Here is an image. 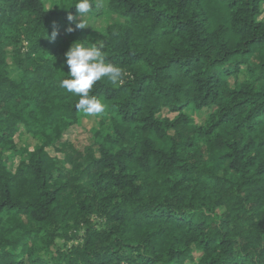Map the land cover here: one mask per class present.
<instances>
[{"label":"trees","instance_id":"obj_1","mask_svg":"<svg viewBox=\"0 0 264 264\" xmlns=\"http://www.w3.org/2000/svg\"><path fill=\"white\" fill-rule=\"evenodd\" d=\"M76 2L0 0V264H264V0H110L122 20L95 41L67 19ZM85 39L123 76L90 91L112 128L79 150L61 81ZM76 226L78 244L39 253Z\"/></svg>","mask_w":264,"mask_h":264},{"label":"rangeland","instance_id":"obj_2","mask_svg":"<svg viewBox=\"0 0 264 264\" xmlns=\"http://www.w3.org/2000/svg\"><path fill=\"white\" fill-rule=\"evenodd\" d=\"M47 7L50 9H60L61 6L70 0H46ZM96 8L90 13L85 19L88 23V26L83 28V34L87 36L90 41H95L96 37L105 30V28L112 22H116L122 20L121 17L110 10L109 2L110 0H95ZM262 18L264 17V5L262 11ZM10 73L12 77H17L19 71L15 67L10 68ZM240 80H244L248 78L247 72L242 71L239 74ZM231 83H234L233 77L230 78ZM186 113L191 117V119L196 124H203L210 113L208 108H203L201 110H195L194 108L186 109ZM164 116L174 117L176 113L169 112L167 109H164L162 112ZM112 121L110 115L105 114H93L87 115L84 114L80 117L79 122L65 133L63 139L72 143L79 150H84L87 146L93 145L95 140V133L98 130L103 131L104 133L111 132ZM18 148L20 149H28L33 150L39 145V138L34 137L31 134L22 133L16 138ZM51 155L56 157H64V155L60 152H56L54 148L48 149ZM26 155L22 154L21 156L11 158L9 162V166L14 169L15 164L20 161L22 157ZM96 222H100L97 217H94ZM84 234V226H76L72 231L68 234V237H62L57 239L54 244L50 247H46V249H41L39 251L40 254L45 255L46 257H50L55 255L58 249L65 250L70 248L73 244H78L81 240H78L75 237L82 236ZM76 235V236H74ZM39 246L42 247V244L39 243Z\"/></svg>","mask_w":264,"mask_h":264},{"label":"clouds","instance_id":"obj_3","mask_svg":"<svg viewBox=\"0 0 264 264\" xmlns=\"http://www.w3.org/2000/svg\"><path fill=\"white\" fill-rule=\"evenodd\" d=\"M77 15L69 14V22L75 23V28L83 29L88 26L86 17L92 13L91 0H77L75 3ZM68 32L75 29L68 27ZM58 30L53 29L51 40H55ZM103 43L90 42L88 39L74 42L65 53L66 64L69 68L67 79L61 81V87L70 93L78 95L75 105L77 110L87 115L98 114L104 111L105 105L100 99L90 95V91L97 81L107 78L112 85L118 84L123 76V69L108 63L103 51Z\"/></svg>","mask_w":264,"mask_h":264}]
</instances>
